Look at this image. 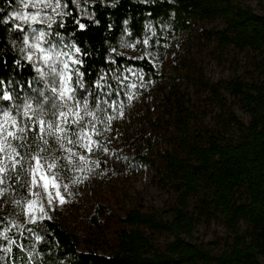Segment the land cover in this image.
I'll use <instances>...</instances> for the list:
<instances>
[{"label":"trees","instance_id":"1","mask_svg":"<svg viewBox=\"0 0 264 264\" xmlns=\"http://www.w3.org/2000/svg\"><path fill=\"white\" fill-rule=\"evenodd\" d=\"M19 1L0 0V78L11 80L13 87L34 74L31 66H15L20 53L10 43L14 39L19 45L28 25L4 23ZM63 2L62 13L72 16L56 14L54 20L64 19L67 26L54 24L50 31L63 33L66 42L75 33L78 44L93 54L78 95L98 106L94 113L124 98V85L133 78L159 91L157 113L146 112V127L127 130L116 152L124 168H152L156 185L167 188L170 197L162 206L147 207L93 201L77 230L63 224L56 207L50 219L26 222L20 207L3 200L0 264H264V0L257 9L245 0H94L83 14L71 0ZM72 17L86 30L73 26ZM144 39L149 43L143 44ZM198 46L226 61L227 77L205 76L194 53ZM131 47L136 55L128 52ZM152 55L169 57L173 71L158 72ZM110 58L116 59L111 67L126 77L111 98L109 89L92 84L98 74L107 73L116 87L105 68ZM37 87L47 95L31 92L27 84L18 90L31 95L34 107L41 100L47 107L52 94ZM2 110H11L8 102L0 101ZM78 163L86 168L85 157ZM211 222L222 228L214 238L194 235L198 225ZM93 232L103 239H95ZM5 235L15 243L9 244ZM6 247L12 251L5 252Z\"/></svg>","mask_w":264,"mask_h":264},{"label":"snow or ice","instance_id":"2","mask_svg":"<svg viewBox=\"0 0 264 264\" xmlns=\"http://www.w3.org/2000/svg\"><path fill=\"white\" fill-rule=\"evenodd\" d=\"M76 4V0H71ZM52 8L56 13L57 8H61L60 0H56L55 6L49 0H35L29 5L28 2H23V8ZM67 7V5H63ZM60 17H70L71 13H56ZM46 17V18H45ZM73 19V26H77L79 30H86L85 23ZM17 20L22 21L25 25L43 24L45 29L39 32H24L22 41L18 45L16 40H10V43L18 49L20 56L14 60L17 68L31 66L33 76L30 80L24 81L22 85L13 87L11 80L0 78V101L8 102L11 110H5L3 116L6 120H11L13 123L18 121L24 122V128L21 132L27 131L31 135L25 138L23 135H14L8 131L7 136L10 140L17 142L16 147L12 148L11 154L6 155L7 164L0 166V200H4L5 204H15L21 208V214L24 213V204L26 202L29 210V218L32 219V211L34 209V198L40 216L50 219L47 216V209L41 206V202L48 206H55L56 201L65 203V197L62 194V189L68 188L67 184H60L58 180L59 170L67 171L71 168L73 158H78L82 161L83 152L89 150L88 143L84 142L81 131L84 126V121L94 115V109L98 107L91 103L87 95H78L81 89L85 88V71L88 65L89 58L93 55L87 48L81 47L75 39V33L72 34L71 42H66L61 39L63 33L56 31L52 33L50 30L54 24L58 25L59 29H64L67 26V21L64 19L54 20L48 16L46 12L36 11L35 13L13 11L4 19V23ZM99 25V21H95ZM127 23V21H125ZM17 30L23 31L21 24H16ZM155 36V32H153ZM143 44H148L149 40L144 39ZM167 47V45H165ZM114 57L119 56L115 49H112ZM116 64V59L110 58L105 60V68H108L112 73L111 79L116 82V87H113L108 82L107 73L99 75L92 84L97 88L109 89L108 97L115 95L118 88L123 85L126 77H121L117 74L118 67L112 68L111 65ZM33 82L35 87H33ZM27 84L31 88V92H36L39 95H47L40 93L37 86L43 85L47 87L48 92L52 94V98L59 103L53 106L51 111H45L43 107H34V100L30 94L21 95L23 85ZM124 87H128L124 85ZM135 88L136 85L132 84ZM112 105L109 103V110ZM29 113L33 115L30 117ZM43 117L44 119H41ZM92 122H89L91 127ZM4 129L0 128V133ZM67 144L70 147L64 148ZM75 148L73 152L71 149ZM22 150V151H21ZM6 151V150H0ZM67 153V156L63 155ZM56 169V175L53 178L51 170ZM19 194V199L16 198ZM9 197V199H5ZM46 197V199H45ZM38 223L39 220H33ZM30 231V230H29ZM9 244H14L8 236H4ZM41 240L40 236L36 237ZM23 247L22 245H16ZM5 252L12 251L11 247L3 249Z\"/></svg>","mask_w":264,"mask_h":264},{"label":"rangeland","instance_id":"3","mask_svg":"<svg viewBox=\"0 0 264 264\" xmlns=\"http://www.w3.org/2000/svg\"><path fill=\"white\" fill-rule=\"evenodd\" d=\"M93 1L76 0L75 5L83 14L86 12V5L91 4ZM260 1L262 0H245L247 4L255 9L258 8ZM23 2H28L31 5L35 0H20L16 11L35 13L39 10L46 12L53 19L56 13L63 12V5H65L63 0H60L62 7L57 8L56 13H54L52 8L37 9L29 6V8L24 9ZM49 2L55 6L56 0H49ZM41 25L37 23L28 26V32L43 30ZM207 25L213 24L207 22ZM200 42L204 43V38ZM188 44L187 40L183 42L185 47H188ZM192 49L194 50L195 48L192 47ZM128 52L136 55L137 51L131 47ZM194 53L197 58L202 60L204 74L207 78L215 80L220 76H228L226 61L210 53L208 48L198 46V49ZM150 60L158 72L173 71L169 57L152 55L150 56ZM135 80L136 78H133L129 83L124 98H118L116 101L109 102L112 105L110 110L109 103H106L103 109L84 121V126L80 131L84 142L89 145V150L84 152L86 168L79 166L77 158H73L70 169L67 171L64 169L59 170L60 178L58 183L68 185L66 190L62 189L66 202L60 203L57 200L54 207L41 202V206L47 209V215L51 214L53 208L56 207L58 209L56 213L69 230H77L78 227H83L82 217L88 212L92 202L96 200H100L105 205L111 207H118L121 204L126 206L136 204L147 207L150 205L162 206L170 197L167 188H160L156 185L152 168L148 166L124 168L120 164L119 156L116 152L117 148L123 145L127 130L132 131L134 127H139L140 125L146 127V112L157 113L159 110L160 93L156 90V87L153 86L150 89H145L140 82L137 80L135 82ZM132 84H135L136 87H131ZM48 98L50 99H48V103L46 104L47 107L43 105L42 100L41 103L38 102L36 106L37 113L39 112V107H43L47 112L51 111L53 106L58 103L52 96ZM204 106L202 104L201 108ZM205 110L207 111L209 108L205 107ZM4 111H0V128L4 129L0 133V150L6 151H0V166L7 164L8 161L5 159V156L11 154L12 148L16 143L8 138V131H11L14 135L27 137V131L21 132V129L24 128V122L18 121L17 123H13L11 120H6L3 116ZM237 113L242 119L247 121L248 116L245 113L239 109H237ZM32 115V113H29L30 117ZM41 119L44 118L41 117ZM206 119L209 120L208 118ZM90 121L92 122L91 127L89 126ZM69 147L67 144L64 145V148ZM71 150L74 152L75 148ZM63 155L67 156V153L63 152ZM51 171L54 178L57 170L53 169ZM37 200L38 198H34L35 210L31 213L32 219L29 218L26 202L23 214H21L20 209V216L26 222H33V220H40L42 218L36 206ZM2 204L3 200H0V210ZM221 231L222 228L219 224L211 222L208 226L198 225L194 235L198 238L212 239ZM93 234L91 236H94L95 239H103L102 235H99L97 232H93Z\"/></svg>","mask_w":264,"mask_h":264}]
</instances>
